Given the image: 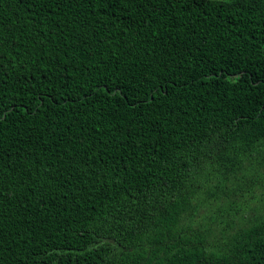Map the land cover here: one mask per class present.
Listing matches in <instances>:
<instances>
[{
    "label": "trees",
    "instance_id": "1",
    "mask_svg": "<svg viewBox=\"0 0 264 264\" xmlns=\"http://www.w3.org/2000/svg\"><path fill=\"white\" fill-rule=\"evenodd\" d=\"M0 264H264V0H0Z\"/></svg>",
    "mask_w": 264,
    "mask_h": 264
}]
</instances>
